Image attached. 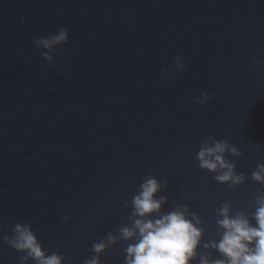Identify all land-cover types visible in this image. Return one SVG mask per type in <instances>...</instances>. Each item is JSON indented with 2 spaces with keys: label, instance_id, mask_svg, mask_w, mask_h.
Here are the masks:
<instances>
[{
  "label": "water",
  "instance_id": "95a60500",
  "mask_svg": "<svg viewBox=\"0 0 264 264\" xmlns=\"http://www.w3.org/2000/svg\"><path fill=\"white\" fill-rule=\"evenodd\" d=\"M61 27L69 43L50 67L33 42ZM176 56L187 70L169 83ZM253 60H264V0H0V229L31 223L64 264H84L112 234L100 262L124 264L134 241L119 229L154 175L168 180L162 210L187 205L205 229L190 264L221 259L203 247L220 239L217 210L250 215L264 194L251 178L264 163V64L250 71ZM209 136L240 150L226 158L243 183L198 167ZM23 254L0 239V264Z\"/></svg>",
  "mask_w": 264,
  "mask_h": 264
},
{
  "label": "clouds",
  "instance_id": "9594fccd",
  "mask_svg": "<svg viewBox=\"0 0 264 264\" xmlns=\"http://www.w3.org/2000/svg\"><path fill=\"white\" fill-rule=\"evenodd\" d=\"M70 33L61 27L56 33L48 37L34 40L38 49H44L42 55L49 62L50 67H55L54 56L50 55L57 49L60 53L66 51L64 45L69 43ZM173 68H165L161 72L162 79L169 83L172 79L187 70L182 56L173 58ZM257 64H264V60H253L249 68L254 70ZM212 99L208 93H201L196 98V103L204 105ZM240 156V150L229 144L227 140L207 137L196 153L198 167L212 172L219 183H227L235 187L244 182L243 173L237 174L236 166L229 161L227 154ZM253 181L264 184V163L256 165L252 172ZM168 180L161 181L154 175L142 178L137 194L132 198L131 225L119 229V238L128 243L124 249L126 253L124 264H190L198 255L197 249L205 229L196 213L190 211L187 205H180L171 211H163L162 206L168 203V197L159 195L167 186ZM255 211L250 215L238 212L231 213L230 202H225L217 210L220 217L217 225L220 239L205 243V249L217 250L222 258L211 260L209 256H200V264H264V194L258 195L255 200ZM62 219L69 220L67 214H62ZM252 221H255L253 224ZM0 239L20 255L18 264H64L66 256L60 251L49 252L39 241L31 223L17 222L11 234L3 233L0 229ZM116 242V237L108 234L105 239L91 245L93 253L84 264H101L100 254L110 244Z\"/></svg>",
  "mask_w": 264,
  "mask_h": 264
}]
</instances>
